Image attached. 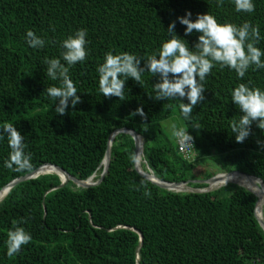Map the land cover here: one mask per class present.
<instances>
[{
  "label": "trees",
  "instance_id": "obj_1",
  "mask_svg": "<svg viewBox=\"0 0 264 264\" xmlns=\"http://www.w3.org/2000/svg\"><path fill=\"white\" fill-rule=\"evenodd\" d=\"M254 2L255 11L247 13L237 12L233 0H0V127L15 125L33 165L23 171L6 168L10 148L6 137L0 140V188L46 163L82 180L101 174L109 135L122 127L141 135L143 158L161 180L203 188L206 183L193 180L215 172L198 175L195 169L213 161L220 171H242L264 182V129L254 121L250 136L239 143L231 128L242 115L231 90L240 83L264 89V69L253 65L239 78L235 70L216 64L204 82V100L190 118L180 109L186 98L154 99L158 74L144 71L141 84L129 77L121 100L102 95L97 72L109 51L146 60L168 38L172 21L176 33L194 47L199 33L185 35L186 26L178 20L187 11L192 19L207 12L221 23L258 25L262 39L257 46L264 50V0ZM81 28L87 30L88 55L70 68L81 101L60 115L45 90L59 81L46 75L44 58L60 57L61 42ZM28 29L46 40L43 49L27 45ZM141 107L143 116L136 111ZM175 115L177 129L187 128L193 137L194 161L183 158L175 135L162 126ZM110 149V166L99 185L78 188L69 181L50 190L61 179L48 173L4 196L0 264H264V230L255 216L254 193L234 183L209 192L170 191L134 169L130 134H117ZM17 224L32 239L10 258L7 233ZM134 228L143 234L138 255L140 236Z\"/></svg>",
  "mask_w": 264,
  "mask_h": 264
},
{
  "label": "clouds",
  "instance_id": "obj_2",
  "mask_svg": "<svg viewBox=\"0 0 264 264\" xmlns=\"http://www.w3.org/2000/svg\"><path fill=\"white\" fill-rule=\"evenodd\" d=\"M233 3L237 12L253 13L256 8L254 0H233ZM178 20L186 26L185 35L192 34L194 30L199 33L194 47H189L185 39L176 33V21H172L167 29L168 38L146 60L129 52L105 53L103 62L97 68L102 95L116 96L123 100L128 78L131 77L141 84L142 73L149 71L153 75H159V82L155 83L154 99L180 98L183 101L186 98L188 102H182L180 109L185 118H190L194 107L204 100V82L216 64L221 68L235 70L239 78L245 77L253 65L264 69V50L257 46L262 39L258 25L253 26L250 22L242 25L221 23L207 12L197 14L192 19L191 11H187ZM86 37V29H77L61 42L60 57L44 58L46 75L52 81H59V86H48L45 90L56 105L55 112L60 115L66 113L70 104L75 107L81 101V97L77 95L78 88L70 76V68L86 60ZM24 39L32 49H43L46 46V40L31 29L26 30ZM142 60L144 67H141ZM231 98L239 105L242 113L238 121L233 120L232 132L236 141L243 143L250 136L254 121L259 128L264 129V89L240 83L231 90ZM136 111L141 116L145 115L142 107ZM172 128L174 135L182 142L194 144L187 128L177 129L175 125ZM5 137L10 152L4 160V166L15 171L31 169V155L25 151L24 136L14 124L6 123L0 127V140ZM145 194L150 197L151 190H146ZM7 236L6 254L10 258L20 253L22 246L32 239L31 233L19 224L10 229Z\"/></svg>",
  "mask_w": 264,
  "mask_h": 264
},
{
  "label": "water",
  "instance_id": "obj_3",
  "mask_svg": "<svg viewBox=\"0 0 264 264\" xmlns=\"http://www.w3.org/2000/svg\"><path fill=\"white\" fill-rule=\"evenodd\" d=\"M119 133H128V134H130L133 137L134 141H135L136 151H135L134 169L140 175H142L145 179H147L150 182L158 185L161 188H164V189H167V190H170V191H175V192H209V191H213V190H216V189L219 188V187L212 188V184L215 181H217V179H219V177L221 175L229 176V175L235 174V173L246 175V176H248V177H250L252 179H255V180L259 181L260 184L264 188V182L260 178H257L256 176L247 174V173L242 172V171H237V170L229 171V172H223V173H217V174H215V175H213V176H211L210 178H207V179L193 180V182L206 183L207 185L205 187H203V188H195V187L191 186L190 185V181L169 182V181L161 180V179H159L158 177H156L153 174V171L148 166V164H147V162L145 160H144V162L146 163V170H144V169L141 170L137 166L136 158H137V152H138V148H139V139H142L141 143H142V153H143V138L135 130L130 129V128H126V127H122V128L115 129L109 135L108 145H107V149H106V152H105V156H104V158H103V160L101 162V166L103 167V169H102V172H101L100 176L96 180H93V178L95 177L96 173L92 174L89 178H87L85 180H82V179H78V178L72 176L65 169H63L62 167H60V166H58L56 164L46 163V164H42L41 166L37 167L35 170H33V171L23 175V176H20L18 178L13 179L12 181H10L6 185H4L2 188H0V193L3 192V193H5V196H6V194L14 186H16L17 184H19V183H21L23 181L32 179V178H36V177H38L41 174H48V173H55L61 179V183L58 186H55V187L51 188L50 190L56 189V188H59V187H63L69 181H72L78 188H89V187H93V186L99 185L103 181L106 173L108 172L109 166H110V160H111L110 139L112 137L114 138ZM228 183H234V184H237L239 186H242V185L236 183L235 181H228L222 186H225ZM253 185L256 188L259 187L258 183H256V182H253ZM242 187H244L247 190H249L250 192L254 193L256 195V197H257V203L259 202V197L254 191L248 189L245 186H242ZM255 216H256V219L259 222L260 226L264 230V219H262L261 217H259L257 215L256 210H255ZM133 230L135 232H137L139 234V236H140V242H139V245L137 246V249H136V254L138 255V252L140 250V247H141V244H142V240H143V234L138 229L134 228ZM137 258H138V256H137ZM138 264H139V262H138Z\"/></svg>",
  "mask_w": 264,
  "mask_h": 264
},
{
  "label": "bare ground",
  "instance_id": "obj_4",
  "mask_svg": "<svg viewBox=\"0 0 264 264\" xmlns=\"http://www.w3.org/2000/svg\"><path fill=\"white\" fill-rule=\"evenodd\" d=\"M112 141H113V137L110 139V145L112 144ZM141 142H142V139H139V148H138V152H137L136 164L142 170L143 166L141 167V162H142V158H143L142 157L143 153H142V143ZM93 180H94V178H93ZM228 181H235L236 183H238L242 186H245L248 189L254 191L258 195V197H259L258 216L261 217L262 219H264V188L260 184V182L255 180V179H252L246 175L235 173V174H231L229 176L221 175L219 177V179H217V181H215L212 184V188L221 187L222 185H224ZM253 182L258 183L259 187L256 188L253 185ZM4 196H5V193H3V192L0 193V200H2L4 198Z\"/></svg>",
  "mask_w": 264,
  "mask_h": 264
},
{
  "label": "rangeland",
  "instance_id": "obj_5",
  "mask_svg": "<svg viewBox=\"0 0 264 264\" xmlns=\"http://www.w3.org/2000/svg\"><path fill=\"white\" fill-rule=\"evenodd\" d=\"M178 123H180V121H179L178 117L175 115L172 118H170L166 121H163L162 126L169 134H174L172 125H175L176 128H178ZM142 164L145 165V167H146V163L144 162V158H142L141 167H142ZM207 170L213 171V172H215V174L223 173V171H220L219 166L213 161H208V162H205L203 164H200L199 166L196 167L195 172L198 175H200V174H203ZM99 175H100L99 173H96L94 180H96Z\"/></svg>",
  "mask_w": 264,
  "mask_h": 264
},
{
  "label": "built area",
  "instance_id": "obj_6",
  "mask_svg": "<svg viewBox=\"0 0 264 264\" xmlns=\"http://www.w3.org/2000/svg\"><path fill=\"white\" fill-rule=\"evenodd\" d=\"M178 152L188 161H194L196 158V152L194 144L191 142H182L175 136Z\"/></svg>",
  "mask_w": 264,
  "mask_h": 264
}]
</instances>
